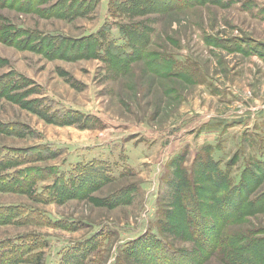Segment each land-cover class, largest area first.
<instances>
[{
	"label": "rangeland",
	"instance_id": "374dc122",
	"mask_svg": "<svg viewBox=\"0 0 264 264\" xmlns=\"http://www.w3.org/2000/svg\"><path fill=\"white\" fill-rule=\"evenodd\" d=\"M0 264H264V0H0Z\"/></svg>",
	"mask_w": 264,
	"mask_h": 264
}]
</instances>
